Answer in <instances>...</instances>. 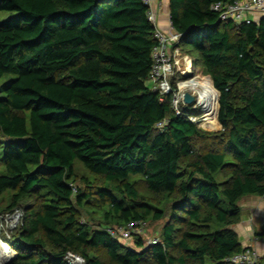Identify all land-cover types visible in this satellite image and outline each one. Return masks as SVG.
<instances>
[{
    "label": "trees",
    "instance_id": "16d2710c",
    "mask_svg": "<svg viewBox=\"0 0 264 264\" xmlns=\"http://www.w3.org/2000/svg\"><path fill=\"white\" fill-rule=\"evenodd\" d=\"M217 1L233 0H168L181 46L219 94L221 149L202 152V130L146 83L156 40L142 0H0V199L37 200L6 264H70L68 253L105 264L97 248L116 264H232L247 248L233 225L241 197L264 196V15L222 22ZM76 162L103 180L102 228L78 216L93 192L75 184ZM135 175L167 196L168 214L142 200ZM165 216L156 244L107 231Z\"/></svg>",
    "mask_w": 264,
    "mask_h": 264
},
{
    "label": "rangeland",
    "instance_id": "374dc122",
    "mask_svg": "<svg viewBox=\"0 0 264 264\" xmlns=\"http://www.w3.org/2000/svg\"><path fill=\"white\" fill-rule=\"evenodd\" d=\"M6 13L0 12V17L5 16ZM181 46V44H180ZM182 48V55L189 54L188 46H181ZM192 59V57H191ZM193 62V59H192ZM200 68L199 66H197ZM201 69V68H200ZM178 78V76H177ZM181 79H184V77L181 76ZM2 80H0L1 83ZM196 81V80H195ZM198 81V87L196 85H193L195 89V96L197 94V89L200 88V84L204 83L205 81ZM147 85H149L150 88H152V83L150 81L146 82ZM212 84V82H211ZM187 86H190L187 84ZM213 87V85H212ZM214 88V87H213ZM214 90L218 91L214 88ZM219 96V94H218ZM182 109H184L186 112L193 114L195 116H198L200 118V121L195 122L197 126L202 130V137H198L194 140L195 147L198 151H210V150H220L221 149V143L217 137V135L221 132L222 128L217 120V114H218V97H217V111L216 115L212 116L208 121L212 122H204L201 120V116L203 114V109L201 107L196 106L194 104L192 105H182ZM3 171V166L0 161V172ZM74 172H75V184L81 188L84 189H90L93 194L91 196L93 197V206H86L85 209H79L78 216L80 220L84 223H87L91 225L92 228L97 227H104L106 226V217L105 214L108 210V203L100 202L98 199V195L95 193V187H101L103 186V180L100 176L91 174L85 168L79 163L76 162L74 164ZM130 182H133L135 185L136 190L138 193L142 196V200L160 208L161 210L166 211L168 214V207L170 204L169 199L166 195H155L152 192H150L146 184L144 182L143 177L140 175L131 176L129 178ZM90 185V188L87 186ZM112 188V187H111ZM12 194L13 192L7 191L5 192L1 199H0V244L4 245L5 250L8 252L5 255L0 254V264H6L8 263L14 256L15 251L11 246L9 245L7 240H13L17 237L20 230H22L23 225V219L24 215L29 211V209L37 204V200L35 197H32L28 200L22 201L20 204L16 206H11L12 203ZM254 198H258V201L264 202V196L258 197L253 195H244L239 200L238 204L241 208V217L240 221L233 225V228L236 227L241 223L242 220H246L249 223V230L251 233H253L255 236L259 233V231H262L264 229V214H260L257 218L251 214V201ZM167 219V216L165 218H162L160 220H152L151 217H147L145 221V227L143 229V232L141 233L142 240L145 244V246L150 245L151 241L154 238H157L160 240V235L162 233V228ZM109 226V224H108ZM116 227L118 225L113 224L109 227ZM123 245L131 248H135V238L131 237L127 240H121L120 241ZM261 242V248L258 246H254V248L257 249L259 254L264 253V249L262 248L264 245V240H260ZM90 254L98 257L100 260H102L105 264H116L115 262L111 261L106 253V251L102 248L92 249L90 250ZM67 261L70 264H85L84 259L80 255L75 254H69L67 257ZM191 264H197L196 262H192Z\"/></svg>",
    "mask_w": 264,
    "mask_h": 264
},
{
    "label": "built area",
    "instance_id": "2783aa9c",
    "mask_svg": "<svg viewBox=\"0 0 264 264\" xmlns=\"http://www.w3.org/2000/svg\"><path fill=\"white\" fill-rule=\"evenodd\" d=\"M147 6V18L154 26L153 36L156 40L151 49L152 65L149 73V81L152 83V89L159 94V100L163 101L166 96H171V107L176 115L184 116L192 122L200 120L198 116L190 114L181 108L182 105H197L195 89L193 85L187 86L185 83L198 80L210 81V77L196 67L191 57L182 55L180 46L181 35L175 30L169 16L166 24L161 26L159 23V9L162 8V0H142ZM211 9L218 13V19L222 22L250 21L249 14H264V0H233L228 3L221 1L214 2ZM178 76V78H177ZM181 76L184 79H181ZM198 87V85H196ZM189 92L194 101L191 104L183 102V94ZM198 106V105H197ZM203 111L202 118L205 117ZM203 121V120H202ZM165 121L157 124L160 128ZM143 220H130L124 226L118 228H107V231L118 241L127 240L138 234L141 235L145 227ZM160 240L154 238L151 244L159 243ZM66 255V259L68 257ZM260 254L254 247H247L240 252L234 253L225 258L232 264H259Z\"/></svg>",
    "mask_w": 264,
    "mask_h": 264
},
{
    "label": "crops",
    "instance_id": "0c3cea01",
    "mask_svg": "<svg viewBox=\"0 0 264 264\" xmlns=\"http://www.w3.org/2000/svg\"><path fill=\"white\" fill-rule=\"evenodd\" d=\"M167 16H168V0H162V8L159 9V16H158L159 23L161 26L166 24ZM260 16H262V15H257V14H249L248 15L250 21H255ZM186 49H188V48H186ZM187 55L189 57H191L190 54H187ZM250 207H251L250 210L252 212L251 214H253V216L255 218H257L260 214H264V202L258 201V198H254L251 201ZM241 213H242V211H241ZM237 226H238L237 229H236V227L233 229L237 233V235L239 237V241L243 247L258 246L259 248H261L260 239L257 236H255L253 233H251V231L248 229L249 228L248 221L242 220L241 223ZM262 248L264 249V246Z\"/></svg>",
    "mask_w": 264,
    "mask_h": 264
},
{
    "label": "bare ground",
    "instance_id": "6f19581e",
    "mask_svg": "<svg viewBox=\"0 0 264 264\" xmlns=\"http://www.w3.org/2000/svg\"><path fill=\"white\" fill-rule=\"evenodd\" d=\"M187 84L197 85L198 81H195V80L189 81L188 83H185V85ZM196 91H197L196 104L199 105V107H201L205 112V115H204L205 117L203 118L201 117V120H203L205 123L212 122L213 120L212 121H208V120H211L212 119L211 117L216 115L218 94L213 89L211 85V80L207 82L205 81L204 83L200 84V88L197 89ZM8 252L5 250L4 245L0 244V254L5 255Z\"/></svg>",
    "mask_w": 264,
    "mask_h": 264
},
{
    "label": "water",
    "instance_id": "95a60500",
    "mask_svg": "<svg viewBox=\"0 0 264 264\" xmlns=\"http://www.w3.org/2000/svg\"><path fill=\"white\" fill-rule=\"evenodd\" d=\"M193 101H194V97L189 92H185L183 94V102L185 104H191Z\"/></svg>",
    "mask_w": 264,
    "mask_h": 264
}]
</instances>
